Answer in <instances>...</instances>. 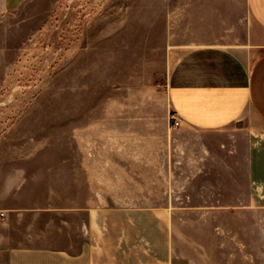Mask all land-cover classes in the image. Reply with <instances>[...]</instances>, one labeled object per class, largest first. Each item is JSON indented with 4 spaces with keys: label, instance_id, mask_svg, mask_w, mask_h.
I'll list each match as a JSON object with an SVG mask.
<instances>
[{
    "label": "crops",
    "instance_id": "1",
    "mask_svg": "<svg viewBox=\"0 0 264 264\" xmlns=\"http://www.w3.org/2000/svg\"><path fill=\"white\" fill-rule=\"evenodd\" d=\"M26 1L0 0V14ZM163 14V131L84 147L62 195L7 209L0 264H187L173 221L264 212V0H164Z\"/></svg>",
    "mask_w": 264,
    "mask_h": 264
},
{
    "label": "rangeland",
    "instance_id": "2",
    "mask_svg": "<svg viewBox=\"0 0 264 264\" xmlns=\"http://www.w3.org/2000/svg\"><path fill=\"white\" fill-rule=\"evenodd\" d=\"M163 3L27 0L0 14V212L30 205L29 194L62 195L84 147L115 150V134L143 143L163 131ZM250 213L173 221V259L264 264V212Z\"/></svg>",
    "mask_w": 264,
    "mask_h": 264
},
{
    "label": "built area",
    "instance_id": "3",
    "mask_svg": "<svg viewBox=\"0 0 264 264\" xmlns=\"http://www.w3.org/2000/svg\"><path fill=\"white\" fill-rule=\"evenodd\" d=\"M168 118H169V121H170V125L171 126H178L179 120H178L175 112L169 113ZM0 215L3 216V212H0Z\"/></svg>",
    "mask_w": 264,
    "mask_h": 264
}]
</instances>
